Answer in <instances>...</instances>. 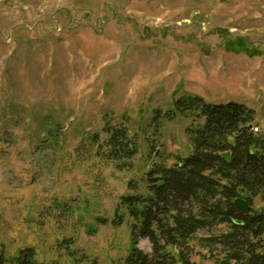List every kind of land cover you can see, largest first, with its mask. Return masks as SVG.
Masks as SVG:
<instances>
[{"label": "rangeland", "instance_id": "374dc122", "mask_svg": "<svg viewBox=\"0 0 264 264\" xmlns=\"http://www.w3.org/2000/svg\"><path fill=\"white\" fill-rule=\"evenodd\" d=\"M187 95L247 105L264 134V0H0V252L118 264L120 198L193 150L203 121L174 107ZM122 123L139 143L125 170L93 140Z\"/></svg>", "mask_w": 264, "mask_h": 264}, {"label": "trees", "instance_id": "16d2710c", "mask_svg": "<svg viewBox=\"0 0 264 264\" xmlns=\"http://www.w3.org/2000/svg\"><path fill=\"white\" fill-rule=\"evenodd\" d=\"M174 107L203 122L187 130L189 155L171 166H154L145 191L120 198L113 222L131 221V247L118 264H205L194 261L199 254L193 241L210 248L209 264H264V208L256 203L264 204V134L253 131L254 110L192 95L176 99ZM103 132L102 143L93 139L97 154L118 169L130 168L138 138L123 123L106 124ZM238 199L249 205L247 213ZM200 233L204 237L196 240ZM143 239L151 243L150 253L139 247ZM0 264L39 263L35 249L26 247L14 257L0 252Z\"/></svg>", "mask_w": 264, "mask_h": 264}, {"label": "water", "instance_id": "95a60500", "mask_svg": "<svg viewBox=\"0 0 264 264\" xmlns=\"http://www.w3.org/2000/svg\"><path fill=\"white\" fill-rule=\"evenodd\" d=\"M236 204L243 213H247L249 211V205L245 200L238 199L236 200Z\"/></svg>", "mask_w": 264, "mask_h": 264}, {"label": "built area", "instance_id": "2783aa9c", "mask_svg": "<svg viewBox=\"0 0 264 264\" xmlns=\"http://www.w3.org/2000/svg\"><path fill=\"white\" fill-rule=\"evenodd\" d=\"M253 130H254V132H258L259 131V127H254Z\"/></svg>", "mask_w": 264, "mask_h": 264}]
</instances>
